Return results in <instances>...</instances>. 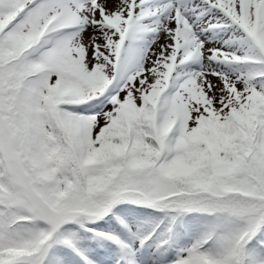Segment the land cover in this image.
<instances>
[{"label":"snow or ice","instance_id":"snow-or-ice-1","mask_svg":"<svg viewBox=\"0 0 264 264\" xmlns=\"http://www.w3.org/2000/svg\"><path fill=\"white\" fill-rule=\"evenodd\" d=\"M0 264H264V0H0Z\"/></svg>","mask_w":264,"mask_h":264}]
</instances>
